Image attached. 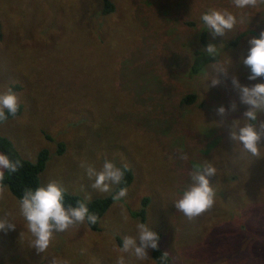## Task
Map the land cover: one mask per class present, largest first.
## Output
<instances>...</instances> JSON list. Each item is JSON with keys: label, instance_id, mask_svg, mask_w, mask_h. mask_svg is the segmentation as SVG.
<instances>
[{"label": "rangeland", "instance_id": "rangeland-1", "mask_svg": "<svg viewBox=\"0 0 264 264\" xmlns=\"http://www.w3.org/2000/svg\"><path fill=\"white\" fill-rule=\"evenodd\" d=\"M110 1L114 11L103 18L102 0H0V91L11 87L23 107L0 125V135L28 161L46 149L42 184L59 180L83 199L104 197L116 185L108 193L92 188L82 161L99 169L107 157L134 175L126 197L114 201L98 231L85 221L73 225L54 234L40 254L20 203L7 189L0 219L7 217L16 229L0 230V264H48L52 257L117 264L121 255L129 257L120 249L123 237L135 236L142 223L133 213L143 198L144 224L160 234L158 245L171 264H264V145L260 157H253L229 139L234 120L247 122L248 107L231 77L245 86L264 82L250 81L241 62L248 40L264 31V4L238 9L232 0ZM212 9L237 17L224 36L213 38L201 19ZM203 33L216 44L219 60L189 75ZM219 66L228 69V79L221 75L213 87ZM189 93L195 102L180 104ZM220 106L226 117L216 114ZM57 143L65 145L61 154ZM206 163L217 169L210 177L215 203L189 220L174 204L190 185V173ZM233 209L239 213L235 224H246L245 230L230 224ZM252 213L261 226L246 219ZM152 250L147 260L132 256V264H155Z\"/></svg>", "mask_w": 264, "mask_h": 264}, {"label": "clouds", "instance_id": "clouds-1", "mask_svg": "<svg viewBox=\"0 0 264 264\" xmlns=\"http://www.w3.org/2000/svg\"><path fill=\"white\" fill-rule=\"evenodd\" d=\"M233 5L238 9L256 8L264 4V0H232ZM204 25L213 38L224 36L226 31L232 30L237 24V17L227 9H212L201 17ZM264 19V18H262ZM249 48L247 55L241 57L244 66L250 69L248 79L250 81L264 77V31L259 37H252L248 40ZM209 56L218 55L216 44L209 43L204 48ZM217 75L211 79V86L221 83V75L228 79V69L219 66L216 68ZM232 85L239 92L240 102L247 105L243 118L247 121L241 124L239 120L232 122L229 139L242 145L245 152L253 157H260V147L264 145V120L260 116L264 114V82L255 83L252 86H245L239 83L238 78L231 77ZM20 108V95L11 87L0 91V122L7 121L8 115L15 117ZM231 110H236V104L231 105ZM7 112V115H6ZM216 114L221 117L227 116L225 107L216 109ZM186 158V157H185ZM22 167L20 160L12 161L8 155L0 153V199L4 197L7 186L3 183L5 171L15 173ZM80 167L85 169L89 179L94 180L92 188L108 193L113 185H119L124 180L127 165L124 168L105 157L102 166L97 169L95 165L82 161ZM217 169L206 163L198 166L190 173L191 183L178 199L174 206L182 212L189 220L202 215L210 210L215 203V190L210 183V177L216 175ZM67 189L59 180H51L46 185H40L35 190L26 189L20 200V210L27 222V229L34 237L32 247L37 254L45 253L54 237V234L66 231L69 227L82 224L87 219L91 224L98 221V216L90 214L88 201L90 196L78 201L76 206L65 205V193ZM127 195V188H121L112 198L120 200ZM16 225L10 222L7 217L0 219V230H15ZM136 235H125L123 237L120 251L129 254L126 259L121 255L117 264H132L131 257L137 260H147L148 249H157L160 239L157 232L148 225L138 223ZM48 264H69L67 260L52 257Z\"/></svg>", "mask_w": 264, "mask_h": 264}, {"label": "trees", "instance_id": "trees-1", "mask_svg": "<svg viewBox=\"0 0 264 264\" xmlns=\"http://www.w3.org/2000/svg\"><path fill=\"white\" fill-rule=\"evenodd\" d=\"M113 11H114V5L112 4V2L110 0H102V7L100 9V14L102 15V17L104 18L106 15L112 13ZM209 43H213V41L209 38V36L206 33L201 34V44H202L201 48L195 49L194 51L192 50V61H191L190 68L188 70L189 75L197 74L201 70H203V68H205L207 65L216 63L219 60V57L217 56H214V57L209 56L206 50L204 49ZM15 89H19L18 86H16ZM195 100H196V95L189 93V94L184 95L182 99H180L179 103L182 105H185V104L189 105L191 103H194ZM152 108L156 111H159L158 105H155V106L153 105ZM22 109L23 107L20 104V108H19L17 115L22 111ZM149 113H151V110L149 111ZM6 115H7V112H6ZM15 117L8 115L7 121ZM4 122H0V125L3 124ZM148 130L150 129L146 130L147 134L152 135L151 131H148ZM164 130L167 132L166 129ZM164 130H161L160 132L163 133ZM152 131H154V129ZM64 146L65 145L63 143H57V150H59L58 151L59 154L63 152ZM0 153H4L8 155L12 161L20 160L22 163V167H20L18 171L15 173L5 171V177L3 181V183L7 186V189L9 190V192L20 203V200L23 197V194L26 189L35 190V188H37L38 186L43 185L41 182V174L46 170L48 160L50 157L49 153L46 149H43L37 153V156L35 157V160L33 162L28 161L20 155L14 143L9 138L2 136V135H0ZM119 167L123 169L124 165H120ZM124 171H125L124 180L119 185H116V187L111 191L110 194L104 197H100V198L88 201V208H89L90 214H95L98 216V221L95 224H91L87 219L85 220L87 228L90 231H98L100 220L107 213V211L109 210V208L112 206V204L115 201L113 200L112 197L116 193H118L121 188H128L132 184L133 179H134L132 170L129 167H127L126 169H124ZM82 200L84 199L79 195L71 194V193H68L67 191L65 193V205L66 206L67 205L76 206L77 202L82 201ZM147 206H148V199L143 198L139 212L133 213L134 217L139 216L142 223H145V214H146ZM238 216H239V213L237 210L235 209L231 210L230 224H232L235 227H238L235 224V219ZM249 218L254 219V222H256L258 226L259 225L261 226V224L263 223V221L258 217L256 213H252L250 216H246V219H249ZM238 228H240L241 230H245L246 224H241ZM251 232H252L251 235L256 233L254 229ZM233 234H234V231H233ZM158 235L160 237L159 233ZM260 236H264V235L260 234ZM159 241H158V244H159ZM228 246L231 247V245H228ZM249 250H250V254L252 255L251 245L249 246ZM151 258L155 264H171L169 256L160 249L159 245L157 249L152 250Z\"/></svg>", "mask_w": 264, "mask_h": 264}]
</instances>
